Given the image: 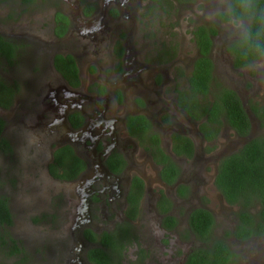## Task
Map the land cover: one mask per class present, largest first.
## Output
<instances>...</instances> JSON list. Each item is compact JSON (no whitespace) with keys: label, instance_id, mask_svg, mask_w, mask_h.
Segmentation results:
<instances>
[{"label":"flooded vegetation","instance_id":"1","mask_svg":"<svg viewBox=\"0 0 264 264\" xmlns=\"http://www.w3.org/2000/svg\"><path fill=\"white\" fill-rule=\"evenodd\" d=\"M12 1L17 32L8 26L0 36L16 46L15 59L1 66L18 65V78L9 81L0 71L13 90L12 96L3 94L11 104L0 105L1 137L8 145L0 151H14L5 125L13 109L18 124L29 118L41 129L49 146L45 170L68 185L62 196L41 204L49 227L55 220L62 228L50 231L47 264H190L213 236L235 253L228 264H264V235L238 239L227 233L237 223V206L214 184L220 161L245 144L241 139L252 128L254 136L264 128L249 109V96L242 95L261 101L264 69L252 67L259 59L233 66L227 49L238 37L225 30L217 11L198 15L199 23L197 0H173L172 7L165 0ZM27 24L40 28L31 32ZM209 24L217 29L209 36L212 74L218 80L222 73V85L248 110L247 135L222 119L215 138H207L206 131L216 127L212 116L194 108V118L182 106L194 99L200 107L206 103L191 92L190 77L200 56L193 32ZM22 41L30 42L26 54ZM68 55L75 78L60 60ZM197 209L214 219L210 241L193 230L190 218ZM4 250L10 253L12 244H0ZM96 250L104 251V259Z\"/></svg>","mask_w":264,"mask_h":264},{"label":"trees","instance_id":"2","mask_svg":"<svg viewBox=\"0 0 264 264\" xmlns=\"http://www.w3.org/2000/svg\"><path fill=\"white\" fill-rule=\"evenodd\" d=\"M161 3L160 0H152ZM177 3H184L190 0H175ZM170 7L173 0H165ZM258 14H264V0H257ZM216 18L221 20L218 15ZM196 44L199 48L200 56L195 60L192 75L190 77V89L194 94H200L201 99L206 103L198 104L197 99L190 102L185 101L182 106L188 113L197 118L193 109L202 110L212 116V121L216 124L214 131H206L207 138H212L219 132L222 119L233 128L238 135H247L250 129V122L242 103L234 90L222 85L212 74L213 64L208 58L211 41L209 36L215 35L217 29L212 25H198L194 30ZM234 40L228 47L230 55L233 57V66L242 67L248 65L258 58L246 49L240 47ZM15 45L0 36V66L3 64L12 65L14 63ZM59 57V56H58ZM60 58V57H59ZM65 63L63 69L66 73L75 78L76 66L71 56L60 59ZM5 94L12 96L13 90L8 83L0 77V105L9 106L11 104L4 97ZM210 94V99L208 98ZM10 99V98H9ZM260 102H249V109L257 119L259 126L264 127V89ZM211 119V118H210ZM4 121L0 118V146L7 143L1 132ZM203 131V127L201 126ZM57 175L58 172H53ZM64 177L62 175H57ZM214 184L219 190L224 200L229 205L237 206V223L228 234L238 239H246L254 236L264 235V133H259L248 140L237 152L224 157L217 168ZM252 211L255 213L252 214ZM191 223L201 239L210 241V229L214 225L211 214L202 209L193 211ZM12 224V214L8 206V198L0 196V244H12L11 254L19 253L15 240L9 235L7 228ZM7 237V238H6ZM97 256L104 259V251L96 250ZM236 255L229 247L216 237L206 247L197 250L191 258L190 264H228L235 259Z\"/></svg>","mask_w":264,"mask_h":264},{"label":"rangeland","instance_id":"3","mask_svg":"<svg viewBox=\"0 0 264 264\" xmlns=\"http://www.w3.org/2000/svg\"><path fill=\"white\" fill-rule=\"evenodd\" d=\"M196 2L198 3L196 6L197 17L195 18L199 23H203V20L198 18V15L205 13L207 16H212L214 12L218 11L213 0H197ZM15 4V1L12 0L0 2V34L8 26L11 28V32H17L14 21L11 20ZM4 14L10 18H4ZM190 18L194 20V17L190 16ZM20 26L22 29L23 26ZM27 27L31 32L40 28L37 25L36 27L31 25ZM222 32L219 37L225 38L226 34ZM21 45L23 46L21 54H26L30 42L22 41ZM17 67L18 65L0 66V71L5 75L3 78L9 81L10 79L16 80L18 78L15 75ZM218 75V81L225 83V80ZM248 89L251 90V88ZM242 95L244 98L249 96L248 98L251 100L250 93H242ZM14 114L13 109L9 110V119L5 122V125L9 127L6 132L12 138L14 151L9 155L0 151V196H6L9 200L12 224L7 230L9 235L23 246V253L15 255L8 252L6 254V250H4V252H0V264H47L49 258L46 253H52L53 236L50 231L60 228L61 224L56 226L54 220L49 227L46 213L43 214L46 210L40 212L43 208L41 204L49 198L62 196L68 185L53 179L45 170L44 164L49 153V146L41 129L34 125L29 118L18 124L17 118L14 116L12 118ZM259 133H264V128L257 132V134ZM3 136L5 137L6 134ZM227 139L228 137H225L223 143ZM213 195L212 200L216 206L218 199L216 194Z\"/></svg>","mask_w":264,"mask_h":264},{"label":"clouds","instance_id":"4","mask_svg":"<svg viewBox=\"0 0 264 264\" xmlns=\"http://www.w3.org/2000/svg\"><path fill=\"white\" fill-rule=\"evenodd\" d=\"M217 15L225 30L237 36V43L255 55V70L264 69V14H258L257 0H218Z\"/></svg>","mask_w":264,"mask_h":264},{"label":"water","instance_id":"5","mask_svg":"<svg viewBox=\"0 0 264 264\" xmlns=\"http://www.w3.org/2000/svg\"><path fill=\"white\" fill-rule=\"evenodd\" d=\"M245 111H246L247 115L249 116V118H250V120H251V116L249 115L248 110L246 109ZM253 126H254V125H253ZM253 136H254V130H253V128H252V130H250V133L248 134V136H247V137H244V138L241 139V143H246V142H247L249 139H251Z\"/></svg>","mask_w":264,"mask_h":264}]
</instances>
